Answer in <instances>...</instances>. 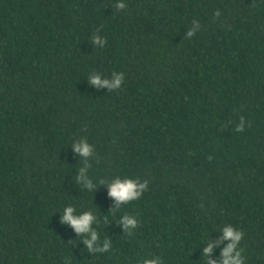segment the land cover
Listing matches in <instances>:
<instances>
[{"label":"trees","instance_id":"16d2710c","mask_svg":"<svg viewBox=\"0 0 264 264\" xmlns=\"http://www.w3.org/2000/svg\"><path fill=\"white\" fill-rule=\"evenodd\" d=\"M118 2L0 0V264H207L226 225L264 264V0ZM97 72L121 88L91 85ZM117 176L148 190L117 206ZM69 206L108 251L60 222Z\"/></svg>","mask_w":264,"mask_h":264},{"label":"clouds","instance_id":"9594fccd","mask_svg":"<svg viewBox=\"0 0 264 264\" xmlns=\"http://www.w3.org/2000/svg\"><path fill=\"white\" fill-rule=\"evenodd\" d=\"M115 8L118 11H124L127 8V5L120 0L115 5ZM194 27L191 28L187 33V38H192L196 34V30L199 28V22L193 21ZM92 43L94 45H99L103 47L107 43L105 37H101L99 34H96L92 37ZM113 79L109 81L108 79L101 80L100 74L94 73L89 79L91 85L100 88L101 86H107L109 91L119 90L124 81V74L122 72L117 73L113 72ZM250 126V125H249ZM245 129V120L244 117H240V122L236 125L237 132H243ZM73 149L76 153L80 154L81 157L87 159L92 155L93 148L87 142L86 139L81 140L79 143L73 144ZM77 183H83L88 188H92V180L87 178L86 169H80V175L77 177ZM99 183L103 185L104 180H100ZM148 180L140 182L137 178H124L121 179L117 176L110 184H108V195L113 198L116 205L128 204L133 201L139 200L143 194L148 190ZM76 209L72 206L65 207L62 211L61 223L69 224L74 229L75 233L79 235L87 234L90 238H85L83 243L87 248L88 252L98 251L105 252L109 249V242L105 240L103 245H97L99 240L98 233L93 230L92 224L94 223L96 217L92 212H83L80 215L74 214ZM126 231H129L131 234V229L137 227L138 221L135 216L125 214L122 219L118 222ZM222 235L220 240L217 243H212L207 240V247L203 249V257L206 258L207 264H245V257L243 256L244 249L240 247V242L243 239L244 233L241 230H238L232 225H226L222 229ZM228 241L227 245L223 247L221 251V257L219 261L209 259L212 255L215 248L219 246L223 241ZM94 245L97 247L94 248ZM143 264H162V261L156 260H144Z\"/></svg>","mask_w":264,"mask_h":264}]
</instances>
